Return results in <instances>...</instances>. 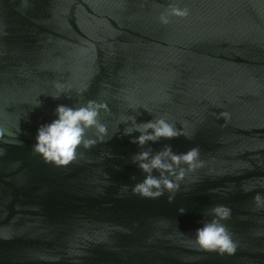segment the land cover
Listing matches in <instances>:
<instances>
[{
    "label": "water",
    "instance_id": "obj_1",
    "mask_svg": "<svg viewBox=\"0 0 264 264\" xmlns=\"http://www.w3.org/2000/svg\"><path fill=\"white\" fill-rule=\"evenodd\" d=\"M165 3L0 0V122L20 127L19 143L0 142V264H264V0H186L193 17L162 27ZM73 75L82 97L53 98ZM88 99L107 103V135L67 166L46 163L37 127ZM125 116L181 134L140 146ZM165 146L199 147L205 166L174 192L134 193V155ZM217 204L232 211V255L192 243Z\"/></svg>",
    "mask_w": 264,
    "mask_h": 264
},
{
    "label": "clouds",
    "instance_id": "obj_2",
    "mask_svg": "<svg viewBox=\"0 0 264 264\" xmlns=\"http://www.w3.org/2000/svg\"><path fill=\"white\" fill-rule=\"evenodd\" d=\"M24 6H27V0H24ZM192 17L193 11L186 0H167L155 19L162 27H168L173 24L174 20L185 21ZM88 51V47H79L74 53L76 62L84 58ZM53 87L54 91L51 93L53 98L71 94L73 91L77 97H82L87 90L86 85H77L75 75L68 82L56 81ZM32 103L39 107L41 101L33 97ZM102 111H109L107 103L94 99L78 101L72 105L58 104L54 118L37 127L32 150L39 154L46 163H53L58 167L69 165L77 159L81 146L89 148L107 135L108 126L100 120ZM223 115L228 117L227 113ZM121 121L131 122L130 126L124 129L125 134L140 133L133 137V142L140 146H144L149 141L155 142L161 137L173 138L181 134L172 123L163 117L137 123L134 116H125L121 117ZM14 127L15 131L12 127L0 122V142L10 144L20 142L16 139L20 131L19 124L16 123ZM92 129L95 135L89 136V130ZM0 154H2V149H0ZM133 159L145 176L142 181L134 185L132 191L153 198L160 196L164 190L169 192L178 190L181 182L190 181L194 178L192 174L205 166L199 147H193L183 153H174L170 146H165L154 153L148 149L136 153ZM250 190L251 188L245 189V191ZM253 200L257 208H264V195L257 192ZM208 215L209 218L195 229L193 245L199 250L216 252L220 255L234 254L238 246L237 241L225 223L231 218V209L226 205L217 204L208 211Z\"/></svg>",
    "mask_w": 264,
    "mask_h": 264
}]
</instances>
